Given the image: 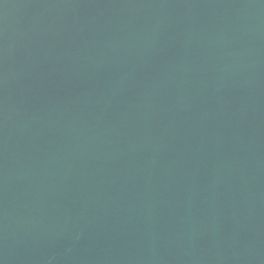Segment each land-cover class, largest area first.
I'll list each match as a JSON object with an SVG mask.
<instances>
[{
	"label": "water",
	"instance_id": "95a60500",
	"mask_svg": "<svg viewBox=\"0 0 264 264\" xmlns=\"http://www.w3.org/2000/svg\"><path fill=\"white\" fill-rule=\"evenodd\" d=\"M0 264H264V0H0Z\"/></svg>",
	"mask_w": 264,
	"mask_h": 264
}]
</instances>
